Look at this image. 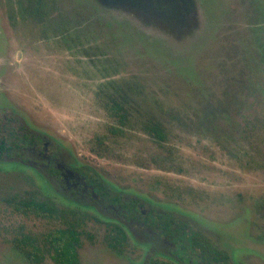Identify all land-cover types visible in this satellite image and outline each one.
I'll return each mask as SVG.
<instances>
[{
	"label": "rangeland",
	"instance_id": "374dc122",
	"mask_svg": "<svg viewBox=\"0 0 264 264\" xmlns=\"http://www.w3.org/2000/svg\"><path fill=\"white\" fill-rule=\"evenodd\" d=\"M191 2L0 0V119L19 115L117 189L197 221L236 264H264V0ZM34 193L76 209L0 165V264H34L15 240L63 226L14 209ZM107 229L82 225L79 264H143L145 246L130 237L118 253Z\"/></svg>",
	"mask_w": 264,
	"mask_h": 264
},
{
	"label": "flooded vegetation",
	"instance_id": "af4514ba",
	"mask_svg": "<svg viewBox=\"0 0 264 264\" xmlns=\"http://www.w3.org/2000/svg\"><path fill=\"white\" fill-rule=\"evenodd\" d=\"M101 1L115 5H126L130 1L134 4L149 3V1H156L158 4L164 2L166 5L176 7V10L180 13L183 12V9L185 10L186 6L187 11H191L188 5L191 4L192 6L191 1L193 0ZM167 12L173 13V10ZM2 134L7 139L8 137L11 138L9 145L3 143ZM0 165H18L33 170L42 181L48 184L52 193L62 199V202L76 206L74 210H65L59 207L55 199L50 197L44 200L39 199L37 193H34V195L31 194V198L22 199L14 205L17 212L24 208L25 203L34 201L35 204L44 203L46 206L57 208L60 211L61 216L58 217L56 214L51 216L40 211L37 212L35 208L26 209L27 212L43 219L55 221L59 219L63 225H70L69 221L72 219V214L76 213L77 219L81 221L78 225H84L87 221L92 220L96 223L104 222L108 228H114L115 226L122 228L126 237L124 240L125 247L130 237L135 241V244L139 243L145 246L146 255L143 264H152L157 259L173 261L177 264H194L190 260V255H194L190 239L183 237V234L178 231L186 227L188 235H196L193 244H207L212 250L226 256V262L221 264H236L232 255L223 249L220 243L206 236L197 221L172 209L155 206L135 194L117 189L109 184L94 168L79 165L75 158L60 147L55 140L44 133L33 130L19 115H5L4 118L0 119ZM94 177L114 187L115 193L120 197L121 204L108 203L107 199L97 189ZM80 209L93 210L103 219L101 217L92 218L84 211H82V214ZM27 212L25 211V213ZM56 229L53 228L41 238L30 234H22L21 237L15 240L16 248L34 264H42L46 254L51 257L54 264H58L55 260L54 250L51 249L49 243L47 244V236L54 233ZM107 230L108 235L109 229ZM175 230L176 234L174 233ZM24 237L30 239L27 246L21 244ZM29 244H34L40 249V261L37 262L29 258L27 252L32 251ZM19 245H22V247ZM196 249L198 250L197 247Z\"/></svg>",
	"mask_w": 264,
	"mask_h": 264
},
{
	"label": "trees",
	"instance_id": "16d2710c",
	"mask_svg": "<svg viewBox=\"0 0 264 264\" xmlns=\"http://www.w3.org/2000/svg\"><path fill=\"white\" fill-rule=\"evenodd\" d=\"M110 115L119 119V123L121 125L125 124V120L127 119V114L125 112V108L121 102V100L111 99V106L108 107ZM146 130L149 132L155 139L164 140V132L163 128L159 125V123H150L146 125ZM114 134H118L121 132L119 128H115L112 130ZM3 143L5 145H9L11 142V138L2 134ZM94 181L97 184V189L102 193V195L107 199L108 203L111 204H121L120 197L115 193V188L102 181L99 178L94 177ZM128 204L126 203V206ZM25 209H32L38 212L46 213L47 215L56 214L58 217L60 215V211L56 208L48 207L44 203L35 204V202L25 203ZM72 219L69 221L70 225H63V227L57 228L54 233L47 236V244L49 243L51 249L54 250L55 260L58 264H79V249L82 246V236L83 231L81 230L82 225H78L81 221L77 219L76 213L72 214ZM109 232L106 236L108 245L115 251L121 252V250L125 247V233L122 228L115 226L114 228H108ZM179 233L183 234V237L190 239L192 250H194V255H190V260L194 262V264H221L222 262H226V256L220 255L219 252L212 250L207 244H193V239L196 238V235H188L186 231V227L178 230ZM176 234V230L174 231ZM30 241L28 237H24L22 241V245L27 246V243ZM22 245H19L22 247ZM30 245V244H29ZM198 248V250L196 249ZM32 251H28L27 254L29 258H32L34 261H40V249L36 245H30ZM187 248V247H185ZM189 261V260H188ZM152 264H177L176 262L166 261L162 259H157L152 262Z\"/></svg>",
	"mask_w": 264,
	"mask_h": 264
}]
</instances>
